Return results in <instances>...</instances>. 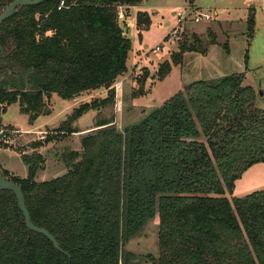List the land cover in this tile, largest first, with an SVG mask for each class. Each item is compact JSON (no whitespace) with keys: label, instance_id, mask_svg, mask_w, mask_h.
I'll list each match as a JSON object with an SVG mask.
<instances>
[{"label":"trees","instance_id":"trees-1","mask_svg":"<svg viewBox=\"0 0 264 264\" xmlns=\"http://www.w3.org/2000/svg\"><path fill=\"white\" fill-rule=\"evenodd\" d=\"M12 0H0V13ZM47 0L19 6L0 26L1 115L17 103L30 118L48 114L45 99H71L104 90L73 108L33 148L77 133L81 115L96 110L78 146L62 150L66 171L38 180L44 157L21 154L26 175L0 169L20 186L34 225L27 228L12 191H0V264H137L126 245L149 221L157 222L150 264H264V188L233 196L234 180L264 163V111L255 105L244 74L201 79L184 86L143 118L119 130L112 85L127 71L130 40L118 20L121 8L143 0ZM150 22L137 11L142 29ZM252 30V23H250ZM183 41L185 50L201 51ZM226 46V44H224ZM162 63L157 76L170 71ZM145 69L133 97L146 94Z\"/></svg>","mask_w":264,"mask_h":264},{"label":"rangeland","instance_id":"rangeland-1","mask_svg":"<svg viewBox=\"0 0 264 264\" xmlns=\"http://www.w3.org/2000/svg\"><path fill=\"white\" fill-rule=\"evenodd\" d=\"M138 10L146 11L150 19L148 26L142 29L137 28L135 23ZM196 11L210 13L212 19L195 23L191 18ZM120 13L119 23L130 40L128 55L134 54L135 61L118 78L123 81V86L115 95L112 111L119 130L143 118L185 85L233 73L244 74L243 85L253 88L255 105L264 111V0H143L132 8H121ZM179 15L185 17L181 23H178ZM251 15L253 21H250ZM176 27H180L179 33L172 37ZM193 36L197 37L198 46L205 48L206 52L185 50L178 63L172 62V56L179 53L183 41L194 43ZM155 46H159L160 51H155ZM165 62L170 63L171 69L159 80L156 72ZM145 69L149 72L144 83L147 92L133 97L139 87L137 79ZM104 96L102 89L71 99H63L53 93L45 99L49 113L33 118L22 113L17 103L8 105L1 115V124L3 127L10 126L12 129L8 130L13 131L9 133L10 142L0 149V169L24 177L26 166L21 154L38 152L44 157L36 174L38 180L63 174L66 168L61 160L62 150L78 146L80 134L87 132V127L88 131L92 129L97 118L96 110H89L74 121L77 133L37 148H33L32 144L42 141L38 136L51 133L80 103ZM117 101H120V108L116 106ZM263 188L264 163L256 162L234 180L232 195L239 197ZM157 222V218L149 221L141 234L126 245L135 255L137 264H150L144 256L157 251Z\"/></svg>","mask_w":264,"mask_h":264},{"label":"water","instance_id":"water-1","mask_svg":"<svg viewBox=\"0 0 264 264\" xmlns=\"http://www.w3.org/2000/svg\"><path fill=\"white\" fill-rule=\"evenodd\" d=\"M44 1H47V0H12L0 13V26H1V23L5 19H7L8 17L12 16L15 13V10L17 7L27 6V5H36V4H40ZM250 21H253L252 15L250 16ZM2 54H3V49L0 46V56ZM2 190H9V191L13 192V194L16 198V201H17V206H18L19 210L21 211V213L24 217V222H25L28 229L43 234L52 242L55 249L63 252L67 256H69L66 251H63L60 248L59 243L56 240L55 236H53L51 233H49L45 228L36 226L32 223L31 218H30V214H29V212L25 206L24 195H23V192H22L20 186H18L16 183L6 179L0 171V191H2Z\"/></svg>","mask_w":264,"mask_h":264},{"label":"built area","instance_id":"built-area-1","mask_svg":"<svg viewBox=\"0 0 264 264\" xmlns=\"http://www.w3.org/2000/svg\"><path fill=\"white\" fill-rule=\"evenodd\" d=\"M65 6V1L64 0H59L58 3H57V6L56 8L58 10H60L61 8H63ZM120 10L118 11V16L120 15ZM185 17L182 16V15H179L178 17V23H181L182 21H184ZM195 23H198L200 21H210L212 19V15L210 13H207V12H200V11H196L195 14L192 16L191 18ZM180 28V27H179ZM178 27H176L173 32H172V37H176V34L179 33V29ZM171 37V38H172ZM155 51H160V47L159 46H155L154 48ZM122 86H123V81L120 79V80H117L113 85L112 87L114 88L115 90V93L116 95L122 90ZM120 101H117L116 103V106H118V108H120ZM11 131L13 130H8V129H5V128H1L0 129V149H2L5 144L9 143L10 142V134ZM44 138V135L43 134H40L38 136V139H43Z\"/></svg>","mask_w":264,"mask_h":264},{"label":"crops","instance_id":"crops-1","mask_svg":"<svg viewBox=\"0 0 264 264\" xmlns=\"http://www.w3.org/2000/svg\"><path fill=\"white\" fill-rule=\"evenodd\" d=\"M133 6H129V8H132ZM139 11V10H138ZM133 58H134V54H132V55H128V58H127V61H126V66H127V69L131 66V65H133V63H134V61H135V59L133 60ZM137 59V58H136ZM98 91V90H97ZM92 93H94V92H92ZM92 112V111H91ZM4 124V123H3ZM4 125H6V124H4ZM90 125H91V121H90ZM88 126V125H87ZM86 126V127H87ZM88 129H89V127H87V131H88ZM82 131V130H81Z\"/></svg>","mask_w":264,"mask_h":264}]
</instances>
